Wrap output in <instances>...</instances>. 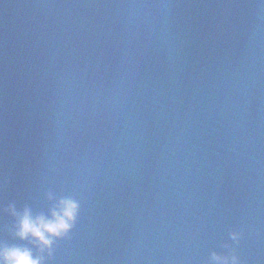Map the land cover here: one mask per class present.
Listing matches in <instances>:
<instances>
[{"label":"water","instance_id":"1","mask_svg":"<svg viewBox=\"0 0 264 264\" xmlns=\"http://www.w3.org/2000/svg\"><path fill=\"white\" fill-rule=\"evenodd\" d=\"M66 198L50 250L17 234ZM2 247L264 264V0H0Z\"/></svg>","mask_w":264,"mask_h":264},{"label":"clouds","instance_id":"2","mask_svg":"<svg viewBox=\"0 0 264 264\" xmlns=\"http://www.w3.org/2000/svg\"><path fill=\"white\" fill-rule=\"evenodd\" d=\"M78 211V203L70 198L62 199L57 208L52 210L51 217L43 214L33 217L30 209H25L20 217L18 235L21 238H34L43 252L51 249L55 237L65 235L72 227ZM235 236V233L233 234ZM213 259L228 264L227 257L218 255ZM43 256H33L31 249L20 247L0 248V264H42ZM237 257L231 258V264H236Z\"/></svg>","mask_w":264,"mask_h":264}]
</instances>
